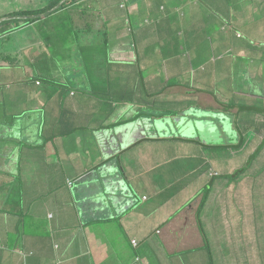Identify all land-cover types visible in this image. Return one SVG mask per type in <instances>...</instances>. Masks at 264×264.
<instances>
[{"label": "crops", "instance_id": "1", "mask_svg": "<svg viewBox=\"0 0 264 264\" xmlns=\"http://www.w3.org/2000/svg\"><path fill=\"white\" fill-rule=\"evenodd\" d=\"M133 1L83 2L77 12L87 10L94 14L87 15L93 30L81 34L78 42L80 46L87 44V54H43L47 53L40 42L43 33L31 32L24 27L5 34L6 40L10 37L13 41L10 44L14 50L7 51L10 46L5 45V53L10 54H0V264L21 263L19 252L26 247L36 252L27 259V264H264V241L254 240L256 232L262 236L264 232L255 228L249 234L242 232L239 238H235L236 242H232L231 248L243 254H235L236 250L226 254L219 251L210 258L207 250L202 248V228L205 223L206 227H215L216 222L211 225L208 214L199 213L202 195L194 200L192 197L184 198V205L190 207L174 214L167 205L171 202L172 194L164 195L155 184L153 168L148 167L144 172L143 168H138L141 142L160 141L155 134V127L161 121L159 116L155 117L160 109L159 103L179 106L184 117H188L186 115L192 108H195L194 112L202 110V118L205 119L209 118L207 111L222 110L223 105L216 102L215 95L200 87L205 82L204 74L214 72H208L207 66L203 65V73L192 74L195 77L188 81L183 79L180 67L182 57L177 60V55L173 53L174 46L161 40L178 24L171 25L168 21L157 29L151 26L152 19L175 17L174 11L178 8L171 7L169 0L167 7L165 0ZM177 1L183 3L182 0ZM156 2L161 5L163 13H156ZM217 8H232L231 23L237 27L246 24V32L250 36L246 35V38L249 41L255 38L253 42L262 44L260 49H250L254 45L246 42L247 49L240 47L236 52L237 57H251V54L264 52V0H233L231 5L225 6L224 3ZM97 12H101L102 16H98ZM152 14L155 17L151 18ZM131 18L134 19V26ZM149 33L158 36L155 46V42H145L144 36ZM23 41L25 43L21 45ZM100 45L102 49L96 50V54L91 52L90 48L97 49ZM156 50L158 54H154ZM156 56L169 61L168 73L160 72L162 64L154 61ZM71 62L74 63L70 65ZM56 64L65 67V75H61ZM187 64L191 65L190 61ZM256 71L259 70L246 67L236 73L255 75ZM247 76H243V80L247 79L254 86L256 82ZM172 77L177 81L167 79ZM214 78L218 77L212 75L215 83ZM187 82L194 87L190 89ZM197 83L198 87L195 88ZM129 86L137 90L135 96L131 100L127 97L121 99L122 91L126 93ZM97 87H101L100 91ZM223 87L230 92L245 91L244 87L238 89L236 85L237 89H232L229 83ZM82 88V98L79 99L76 95ZM103 90L109 93L114 91L118 99L110 104L106 101L107 97H102L107 96L106 93L102 94ZM161 90L163 92L160 93ZM179 90L193 91L209 97L212 102L202 106L186 99H180V102L165 100L168 98L165 92L176 94ZM82 104L92 109L88 113L93 117L89 123L77 108ZM217 110H213L214 113L223 111ZM145 112L150 115H145ZM183 140L178 139L181 144ZM95 146L98 160L82 171L76 169L75 163L81 154L87 157L89 163L86 152L94 150ZM74 155L77 159L69 157ZM98 166L101 167L96 169ZM67 168L71 171L65 175ZM120 171L124 175L117 176ZM141 172L145 176L150 172L151 176L139 179ZM68 176L88 182L90 188L85 185L87 189L81 188L80 196L73 199L71 190L64 188L66 182H72V179L65 180ZM102 186H105V190H101ZM140 187L144 189L142 195L147 199L143 201V206L132 207L136 202L131 200L130 189ZM112 192H115V196L109 201ZM16 198L19 201L14 209L10 206ZM128 201L132 205H127ZM163 202L165 209L162 212L159 205ZM63 206H67L68 210H64ZM79 206L83 209L81 223L78 220ZM199 214L202 220L198 219ZM48 218L54 222H46L45 226H48L57 248H52L42 237H29L20 242L18 236L24 234L25 230L35 229L42 224L37 219ZM22 219H27V222ZM91 220L96 221L85 225ZM121 222L127 226L124 227ZM204 231L207 235L206 229ZM232 233L233 236L237 235L236 230H232ZM129 234L133 237H129ZM138 234L139 239L136 237ZM132 240L137 242L136 247L132 245ZM171 240H175L176 244ZM259 246L263 250L261 253L257 250ZM128 249L133 257L127 254ZM261 255L263 259H260Z\"/></svg>", "mask_w": 264, "mask_h": 264}, {"label": "rangeland", "instance_id": "2", "mask_svg": "<svg viewBox=\"0 0 264 264\" xmlns=\"http://www.w3.org/2000/svg\"><path fill=\"white\" fill-rule=\"evenodd\" d=\"M158 1V0H156ZM183 3L178 2L177 0H169L171 7L178 8L174 11V16L171 17V19L166 18H156L151 20V26L154 29L159 28V26H162L164 22L170 21L171 25H174L175 23L178 24V27L173 26L170 34L166 37H161V40L174 46L175 51L173 52L177 56V60L181 57V74L183 79H187V81L191 78L193 79L195 76V73H203L202 72V66L206 65L209 69L208 72H214V74L218 77L217 79L214 78L215 83L212 80V75L214 74H204V76H197L204 77L205 82L200 84L199 86L203 89V91H206L207 93L210 92L212 95H215L216 98L223 99L225 104H231L236 103V108L231 107V112L235 113L237 111V107L240 106L242 103L252 104L245 102L243 99L244 97L250 98L251 96L255 95L257 96H264V79L262 81V87L259 88L256 87L260 85L261 81L260 78L264 77V52L261 54H251L250 56H243L242 58L237 57L236 50L234 47L236 46H242L247 47L250 42L251 45L260 47L259 42H252L249 41L248 38H246V24L239 25L238 27L235 26V24L231 23V18L228 14V10L222 11L221 9L218 10L217 6L224 4L225 6H229L232 4L233 0H209L208 3H204L198 1L195 4L193 2L190 4L189 0H182ZM14 5H9L12 3ZM169 2L167 0L164 1L165 7L169 5ZM8 3V4H7ZM34 3V0H2L0 1V14H2L4 11H2V8L8 5L10 8L12 6L13 9L20 8L21 6H28L32 5ZM215 6H214V5ZM156 7L158 6V3L156 2ZM11 8V9H12ZM232 9V8H230ZM80 14V12H78ZM77 15V14H76ZM87 16V15H86ZM90 16V15H88ZM88 16L84 17V20L77 19L75 21V25H87L88 24ZM91 16H94L92 14ZM151 18L155 17V14L150 15ZM132 26L135 25L134 19L131 18ZM75 29L73 34L75 33ZM52 33V32H51ZM145 42L147 44H151L153 42L154 46L157 44L156 41L158 39V36L153 33L146 34L144 36ZM247 42V43H246ZM25 42L23 41L21 45H23ZM23 47V46H22ZM228 49H226V48ZM102 46L100 45L97 49H91V52L95 50H101ZM42 49H40L39 52H41ZM232 51V53H231ZM29 52V51H28ZM96 54V53H94ZM154 54H158L157 50L154 51ZM155 62H158L159 64H162V68H160V72L168 73L169 70L167 68L168 66V60H164V58H154ZM191 63V65L187 64V62ZM74 62H71L70 65H72ZM58 65V64H56ZM187 67H184L186 66ZM259 70L256 71L257 73L255 76H258V80L255 81V85L251 86L249 89L244 86V84L239 82V78L237 76H232L233 73L242 71L243 68L251 67L252 69L256 70L255 67ZM60 64L58 65V67ZM179 67V68H180ZM61 75H65V67L61 68L59 67ZM72 68V67H71ZM76 70V69H74ZM54 72H57L56 69H53ZM81 71V70H80ZM263 72V74H262ZM187 73V74H186ZM106 74V71L102 75V80L105 81L104 76ZM225 74V75H222ZM248 75V74H247ZM247 75H244L245 77ZM237 77V79L230 80L229 77ZM96 77V76H95ZM99 77V75H98ZM244 77V78H245ZM252 77H254V74H249L247 76L248 79L252 80ZM55 78H57V75H55ZM171 81H177L175 78H167ZM175 79V80H174ZM202 79V78H201ZM166 80V79H165ZM203 80V79H202ZM101 81V80H100ZM97 84H99V82ZM181 81V79H180ZM222 83V84H221ZM229 83L232 87V89H241L244 87L245 91H236V92H230L223 87L224 84ZM198 84H195L198 87ZM221 84V86H220ZM190 87H194L193 84H188ZM237 86V88L235 87ZM226 86V85H225ZM261 86V85H260ZM97 89H101L97 87ZM252 89L253 91H246V90ZM82 89L78 90V94L76 95L79 99L82 98L81 93ZM191 93V94H188ZM100 97L102 96L99 94ZM168 96L165 100L171 101L177 100V102L180 99H186L188 102H196L199 105L205 106L206 103L212 102V99L209 97H204L201 95H198L197 93L193 91H183L179 90L176 94H173L170 92V94H165ZM194 95V96H193ZM235 95V96H234ZM69 96V94H68ZM102 97L106 98L105 95ZM191 99V100H189ZM180 102V101H179ZM264 102V101H263ZM101 104H104V102H101ZM88 105V103H86ZM106 105V104H105ZM169 103L160 104V109H173V106H170ZM216 105V104H215ZM261 105V104H260ZM264 105V103H263ZM170 106V107H169ZM217 108H220L219 105H216ZM80 109L81 114H83L84 118L87 119L88 123L93 119L88 113L92 112V109L84 106V104L79 105L77 107ZM179 106H176L175 109H179ZM264 108V106H263ZM98 109V108H96ZM223 109V108H222ZM262 110V108H260ZM216 111L217 109H213ZM213 110L207 111V116L213 120V125H209L205 120L202 121L203 113L202 110L200 112H194V108L191 109L189 112L188 119L183 118V120L180 122V124H177V122L173 120H178V118H172L169 116L164 117L168 118L163 121L158 122V126L156 125V135L160 137V141H154L147 143L146 141L141 142L140 145V156H139V162L138 168H143V172L148 167L152 166L154 167L152 175L155 179V184L162 189V192L164 195L171 196L172 194L171 202L168 203L169 211H173L174 214H178L181 210H187L190 205H184V202L182 201L184 198L192 197L196 198L198 194H200L205 188L207 187V184L212 181V175H221L222 173L230 174L233 172V170H239L240 166H242L245 162V160L249 159V157L252 155V153L256 150V147L258 146V142L261 140L260 135L253 136L254 140H249L248 147H240L232 148V147H224V141H228L233 146H238L240 143L238 141H235V135L233 133L232 127H229L224 129V133H220L219 129L217 128V125L223 124V119H227L223 117L222 115H218L214 113ZM219 111H222L218 109ZM217 110V111H218ZM215 114V115H214ZM262 115V114H261ZM194 116V118H191ZM262 119L259 115L256 117V119ZM201 120L202 122L198 123ZM219 119V121L215 120ZM242 119H244V115H242ZM191 120L190 124L191 127L188 131L185 132V129L180 126L182 123H185V121ZM195 124H198V127L195 126ZM200 124V125H199ZM177 125V128H176ZM224 125H227L224 122ZM216 127V128H214ZM179 129V133H177ZM185 132V133H180ZM146 134L147 131L145 132ZM247 137L251 138L249 134L243 138L242 142L244 144ZM185 139L186 141H191L192 143H199L197 147L192 148L193 144L190 143H182L181 141H178V139ZM130 141V140H129ZM251 141V142H250ZM234 142V144H233ZM227 145V146H230ZM202 145V146H201ZM204 145V146H203ZM207 146V148H206ZM212 146H218L221 148V152L218 151L219 149L214 148ZM136 150V149H135ZM135 150L133 153H135ZM189 150V151H188ZM89 158V163L87 160V157L81 154V157L78 158L77 163H75V168H79V171L84 170L89 165H91V162H96L98 159H96V154L98 153L97 146L94 147V150L91 149L89 152H86ZM229 157H226V156ZM190 156V157H189ZM205 157L206 162L211 164V169L206 171L205 173L202 172L198 176V180L196 179L197 171L195 170V166L193 162H199L198 157ZM70 158H75L74 156H69ZM192 160H191V159ZM196 160V161H193ZM193 161V162H192ZM203 161V160H202ZM225 161V162H224ZM158 162V163H156ZM264 162V151L262 155L259 156V159L255 161L252 166L248 169L247 173L244 175V178L241 179L236 185L230 184L226 191H225V199L229 201L233 200L232 196L237 199V202H235L236 206L240 209H246L247 202L244 201L243 198H248L250 192H252L253 196L252 199L255 201L258 198L259 192L253 191L257 190L264 193V175H256L253 174L254 170L260 167V165ZM156 163V164H155ZM203 163V162H202ZM88 165V166H87ZM239 167V168H238ZM262 167V165H261ZM69 170V168H67ZM65 169V175H68L71 170ZM141 172V177L139 179H143L144 173ZM102 174V173H101ZM124 175L123 171H120V173H117V176ZM103 176V175H102ZM146 176H151V173L147 174ZM145 176V177H146ZM66 179H72V187H68L67 183L65 184L64 188L67 189V191L72 192L73 199H77L81 194L80 187L83 184H87L88 182H84L81 184V182H78V179L72 176H68ZM175 182V183H174ZM226 180L221 181V184H225ZM219 182L215 180L214 186L218 193L219 190L222 187L218 186ZM171 186V187H170ZM123 189L126 191V189L123 187ZM129 191V190H128ZM124 192V191H123ZM227 193V194H226ZM213 196V195H212ZM175 197V199L173 198ZM189 199V198H188ZM211 199V198H210ZM224 199V198H223ZM194 200V199H193ZM77 202L79 204V201L74 200V203ZM143 201L139 197L137 199V202L132 205L131 202H127V205H132V207H138L143 205ZM74 205V204H73ZM246 205V206H245ZM259 205V204H256ZM245 206V208H244ZM64 210H68L67 206H63ZM77 207V205H75ZM80 212L78 213V220L81 223V218H83V209L80 207ZM75 209V208H74ZM159 209L163 212L165 209L164 202L159 205ZM76 211V209H75ZM170 217V216H169ZM202 220L203 218H198ZM199 220V224H201V221ZM217 220V221H216ZM220 219L212 218L211 222H216V226L213 227H206L207 223L203 225V228L206 229V232L211 234L212 230L214 232H220L222 222H219ZM124 227L127 225L121 222ZM224 225V224H223ZM225 228V227H224ZM256 230H261L264 232V228L255 226ZM263 229V230H262ZM92 230V228L90 229ZM142 228L139 229L141 231ZM239 233H242L243 231L238 230ZM129 237H133L132 234H129ZM137 239H139L140 234L136 235ZM261 239L264 241V236H260ZM255 240V238H254ZM173 244H176L175 240H171ZM8 244V242H7ZM6 254H9V252H5ZM226 253V252H224ZM127 254L131 255L133 257V253L130 251V249L127 250ZM20 264V263H19Z\"/></svg>", "mask_w": 264, "mask_h": 264}, {"label": "trees", "instance_id": "3", "mask_svg": "<svg viewBox=\"0 0 264 264\" xmlns=\"http://www.w3.org/2000/svg\"><path fill=\"white\" fill-rule=\"evenodd\" d=\"M0 1H2V0H0ZM135 1H137V0H134L133 2H135ZM189 1H190V4L192 2H193V4H195L198 1L202 2V0H189ZM203 1H204V3L209 2V0H203ZM81 2H82V0H34V3H32V5L21 6L20 8H17V10L13 9L12 6H11L12 9H11L8 5H6L5 7L2 8V11H4V12L2 14H0V54H10V53H5V52H7V51L10 52V51L14 50V48H12V46L10 44V42H13V41L11 40L10 37H8V39L6 40L5 34L11 32V31L13 32L16 29L23 28V27L28 28V30L31 32L37 31L38 33H43V35H44L43 39L40 36H37L39 39H42V40H40V42L45 46V48L47 50V53L45 52L43 54H77V53L78 54H87V47H88L87 44H83L82 46H80L78 42H80L81 34L87 33V31H88V33H90L89 30L92 31L93 26H91V24L89 25V23L87 25L82 24V25L77 26V25H75V23H76L75 19L78 16H80V18L78 17L77 19L84 20V17H87L86 15H92L93 11L88 12L87 10H85L84 12L82 11L80 14H78V12H77L78 8L83 5V2L82 3ZM77 4H79V5L77 6ZM9 5H14V4L12 2ZM84 7L86 9V5H84ZM87 9H88V7H87ZM225 10H227V9H223L222 11H225ZM156 13H159V14L163 13L160 4H158V6H157ZM228 14H229V16L232 14L231 9L228 10ZM97 15L102 16V13L97 12ZM74 29L76 32L73 34ZM245 34L247 36H249V34L247 32H245ZM37 35H39V34H37ZM251 39L254 40L255 38H251ZM1 40H3L4 43ZM253 40H250L251 43L253 42ZM5 41H6V43H5ZM248 44L251 45L250 42ZM5 45H7V47L10 46V50L6 51L4 48ZM260 45H261V43H260ZM240 47H242V46L234 47L236 52L239 50ZM252 48L260 49L258 44H257V46H254V47L250 46V49H252ZM92 49H95V48H92ZM226 49H228V48H226ZM94 53H96V50L94 51ZM253 72H255V71H253ZM232 76H237L239 78L240 82H243L246 84L247 88L251 87V85L247 82V79H245L246 81L243 80L244 75H241L240 73H238V74L235 73V74H232ZM232 76L229 78H236L237 79V77H232ZM252 79H253L252 82L255 83V81L258 80V76L254 75V77H252ZM263 79H264V77L260 78L261 83H262ZM51 82H54V81H51ZM256 87L263 88L262 84H261V86L258 85ZM103 91L104 92H102V94L103 93L107 94V96H106L107 100L106 101H108L110 104L111 103L113 104V102L118 99V96L114 95V91H112V93L106 92L105 90H103ZM246 91H248V90H246ZM250 91H253V90H250ZM136 92H137V90H135L134 87L131 88L129 86L127 88L126 93L124 91H122V98L121 99L124 100L127 97L128 100H131L135 96ZM161 92H163V90H161L160 93ZM116 93H118V92H116ZM139 93H140V91H139ZM119 95H120V93H119ZM214 97H216V96H214ZM243 99L245 100V102L252 103V104L242 103L238 107L237 111L235 113H232L231 107H236L234 103L225 104L223 99L215 98L216 102L219 105H223V109H222L223 111L221 113H219V114L217 113V114L222 115L223 117L227 118V119H223V124L219 123L217 125V128L219 129L220 133L223 134L224 129H226V127L227 128L232 127L233 133L236 136L235 141H238V143H240L238 146H233L228 141H224V142H226V143H224V147H227V148L232 147L234 149L235 148L239 149L242 146V147L247 148L248 144H249V140L250 139L252 141L254 140V138H252L253 136L260 135L262 137H261V140L258 142V146L256 147V150L252 153V155L249 157V159L245 160L244 164L242 166H240L239 170L234 169L233 172L230 174L222 173L219 176L218 175L217 176L212 175V181H210V183L207 184V187L205 188V190H203L200 194H198V196L202 195V197H203L201 204H200V207H199V213L206 212L208 214V218H210V221L212 218L216 217V219H220L219 220L220 223L222 222L224 224V225L223 224L221 225L220 232L216 233V232H214V230H212L213 233L212 232H211V234L207 233V235H205V233H204L205 231L202 228V234H203V238H204V246L202 248L207 250V255L210 258L213 256L215 257V254H219V251H221L222 253H224V252L232 253L233 250H236L235 254H241V253L243 254L244 252L231 248V246L233 244L232 242H236L235 238L236 237L239 238L238 235H242V233H239L238 230H241V231L245 232L246 234L247 233L249 234V231H253L255 226L262 227L264 225V193L262 192V190H260V191L253 190V191L259 192L258 198L256 201L254 199H252V196H253L252 192H250L248 198H245V196L243 197L245 199L244 201L247 202L246 209H243V208L240 209L239 207H237L235 204V202H237V199L234 198L233 196H232L233 200L229 199V201H228L225 199V196H226L225 191H226L227 187L230 184L236 185L241 179H243L244 175L247 173L248 169L252 166V164L255 161H257L259 159V156L262 155V153L264 151V108H263L264 96H257L256 97L255 95H253L250 98L244 97ZM160 104H162V103H159V105ZM173 107H174L173 109H159L158 115L155 117L159 116L161 121L168 119V118H164L167 116H169V118L172 117L173 119L177 117L178 120H173V121L177 122V124H180V122L183 120V118H186V119L190 118V117L181 116L182 112L180 109H175L176 105H173ZM260 108H262V110ZM194 113L195 112H193V114ZM145 115H150V114L148 112H145ZM155 115H156V113H155ZM242 115H244V119H242ZM258 115L262 119H260V118L256 119V117ZM191 118H194V116H192ZM207 119L202 118V121L205 122V120H207L206 122L209 125L210 124L213 125L214 119H211V118L210 119L207 118ZM215 120L219 121V119H215ZM190 121L191 120H187V121H185V123H182L180 125V126H182V128L185 129V132L188 131L191 127ZM195 121H199L198 123L202 122L201 120H196V119H195ZM224 122L227 125H224ZM195 126L198 127V124H195ZM176 128H177V125H176ZM214 128H216V127H214ZM179 129L180 128H178L176 130L179 131ZM185 132H182V133H185ZM248 134L251 138L247 137V139L245 140V142L243 144L242 140ZM184 142L190 143L191 141L183 140V143ZM192 144H193L192 148H194V147H197L199 143H192ZM229 144H230V146H227ZM212 147L219 149L218 151L221 152L220 147H218V146H212ZM206 148H207V146H206ZM226 157H229V156L227 155ZM204 158L205 157L200 156V157H198L199 162H193L196 160L192 161L193 163H195L194 166H195V170L197 171V176H196L197 180H198V176L200 174H202V172L205 173L206 171H208L209 169L212 168V166H210L211 164L207 163L206 159H204ZM156 163H158V162H156ZM115 164H117V162H115ZM261 165H262V167H261ZM261 165L259 168L254 170L253 174H255V176L256 175H264V162ZM99 167H101V166H98L96 169H99ZM150 168H154V167L150 166ZM85 177H87V176H85ZM215 180L219 182L218 186L222 187L219 190V193H218L217 189L215 187H213ZM223 180H226L225 184L220 183ZM78 182H81V184L84 183V181L81 179H78ZM98 182L100 184L102 183L101 181H98ZM66 183L68 184V187H72V185H73L72 182H66ZM85 185L87 186L88 183L83 184L80 187V189L85 188ZM87 188H90V186H87ZM87 188H85V189H87ZM101 190H105V186H102ZM108 191H109V189H108ZM130 191H131V196H132L131 200L133 203L137 202V200L135 199V198H137V196H138V198L140 197L142 201H146V199H147L146 196L142 195L143 191H144L143 188L140 187L139 189H134V190L130 189ZM106 193H107V191H106ZM112 194L113 195L109 198V201L112 199L113 196H115V192H112ZM228 196H226V197H228ZM18 201H19L18 198H16L15 201H13L11 203L10 207L15 209V206H16ZM256 204H259V205H256ZM141 206H143V205H141ZM245 206H244V208H245ZM13 213H14V211H13ZM221 215H223V217ZM37 220H39L38 222L42 223V224L38 225V227H36L35 229H31V230L28 229L29 231L25 230L24 234H21L20 236H18L19 239L21 240L20 242L21 243H22V241L24 242L25 239L29 238V237H30V239H39L38 237H42L43 239H45L46 241H48V243H50L52 245V248L53 247L57 248V245H55V243H54L53 236H52L48 226H45L46 222L49 223V222H54V221L53 220L51 221L49 218L46 220H42V219H37ZM22 221L27 222V219H22ZM94 221H96V220H91V221H89V223L86 222L85 225L93 223ZM210 224L212 225V222H210ZM227 226H230L231 228H228ZM211 227H213V226H211ZM232 230H236V234H237L236 236H233L234 234L232 233ZM260 236H262V234H260L258 232L255 233L256 242L260 241V239H261ZM136 243L137 242L134 240V244H132V245H134L136 247L137 246ZM23 245H24V243H23ZM257 250L259 253H261V251H263L261 246L257 247ZM35 253L36 252L33 249L28 248V247H26L23 250V252L20 251L19 255H21V256L17 255L18 257H20V262H21L20 264H27V259H30L33 255H35ZM226 253H224V254H226ZM260 259H263V255L260 256Z\"/></svg>", "mask_w": 264, "mask_h": 264}, {"label": "clouds", "instance_id": "4", "mask_svg": "<svg viewBox=\"0 0 264 264\" xmlns=\"http://www.w3.org/2000/svg\"><path fill=\"white\" fill-rule=\"evenodd\" d=\"M177 133H179V131H177ZM180 133H182V132H180ZM133 242H134V240H132V244H134Z\"/></svg>", "mask_w": 264, "mask_h": 264}, {"label": "water", "instance_id": "5", "mask_svg": "<svg viewBox=\"0 0 264 264\" xmlns=\"http://www.w3.org/2000/svg\"><path fill=\"white\" fill-rule=\"evenodd\" d=\"M181 132V131H180ZM184 132V131H183Z\"/></svg>", "mask_w": 264, "mask_h": 264}, {"label": "built area", "instance_id": "6", "mask_svg": "<svg viewBox=\"0 0 264 264\" xmlns=\"http://www.w3.org/2000/svg\"><path fill=\"white\" fill-rule=\"evenodd\" d=\"M134 243V242H133Z\"/></svg>", "mask_w": 264, "mask_h": 264}]
</instances>
